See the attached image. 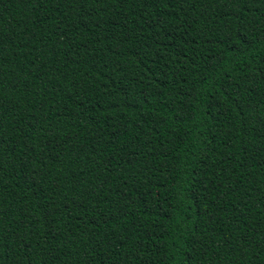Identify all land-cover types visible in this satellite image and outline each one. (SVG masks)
Here are the masks:
<instances>
[{"label":"trees","instance_id":"1","mask_svg":"<svg viewBox=\"0 0 264 264\" xmlns=\"http://www.w3.org/2000/svg\"><path fill=\"white\" fill-rule=\"evenodd\" d=\"M0 264H264V0H0Z\"/></svg>","mask_w":264,"mask_h":264}]
</instances>
